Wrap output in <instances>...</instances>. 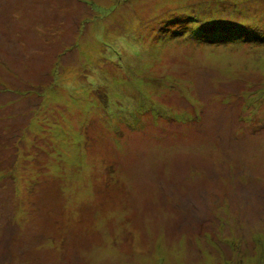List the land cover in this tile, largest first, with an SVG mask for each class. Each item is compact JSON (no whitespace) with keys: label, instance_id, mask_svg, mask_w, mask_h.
<instances>
[{"label":"rangeland","instance_id":"rangeland-1","mask_svg":"<svg viewBox=\"0 0 264 264\" xmlns=\"http://www.w3.org/2000/svg\"><path fill=\"white\" fill-rule=\"evenodd\" d=\"M0 264H264V0H0Z\"/></svg>","mask_w":264,"mask_h":264}]
</instances>
